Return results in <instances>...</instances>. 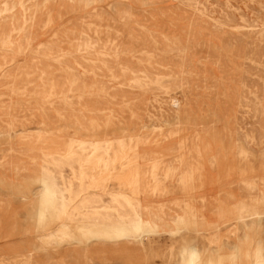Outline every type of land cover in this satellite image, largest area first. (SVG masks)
<instances>
[{
	"label": "rangeland",
	"instance_id": "374dc122",
	"mask_svg": "<svg viewBox=\"0 0 264 264\" xmlns=\"http://www.w3.org/2000/svg\"><path fill=\"white\" fill-rule=\"evenodd\" d=\"M0 264H264V0H0Z\"/></svg>",
	"mask_w": 264,
	"mask_h": 264
},
{
	"label": "crops",
	"instance_id": "0c3cea01",
	"mask_svg": "<svg viewBox=\"0 0 264 264\" xmlns=\"http://www.w3.org/2000/svg\"><path fill=\"white\" fill-rule=\"evenodd\" d=\"M107 187H111L110 189H112L110 191H107L108 193L105 190L104 191H101V190L100 191H92L91 193H85V194L81 193L82 191L71 192L73 194L84 195V196L74 197V200H78V201L80 200L82 202L83 200L87 199L90 202L87 209L85 208L84 209L85 211L83 210L84 216L82 218H84V219L87 218V219L92 220L93 219L92 215L99 213L100 216L96 217L94 220H96V221L97 220H104V219H110V220L116 219L117 220V216L115 215V213H112V212L109 213V212H106L103 210L108 209V207L110 209L114 208V207L117 208V205L115 204V199L117 198V195L119 193H125L128 190L124 189L123 187H120V186L116 187V186L107 185ZM154 194H155V192L151 193V195H148V194L144 195V193H143V194H140V197H139L140 204H141L140 206H142L144 209L147 208V210L151 211L152 213L155 212L157 205L163 204L162 206H166V204H170V201L172 200L169 198H165L162 200H155L152 197ZM109 195H111V196H109ZM181 202H182V200L180 201V204H181ZM37 210H39V207H37ZM80 213L82 214V211ZM139 213H140V210H139ZM162 213H164V215L167 214L168 216H170L171 210H170V208L167 209L166 211H164L162 209ZM109 214H110V216H108ZM142 215H143L142 218L145 220L154 218L149 212L146 213V210H143ZM78 216H79V214H78ZM101 216H103V217H101ZM168 219H170V218L167 217V220ZM87 223H90V222H87ZM66 224H70V223H66ZM100 224L107 225L108 223L100 221Z\"/></svg>",
	"mask_w": 264,
	"mask_h": 264
},
{
	"label": "bare ground",
	"instance_id": "6f19581e",
	"mask_svg": "<svg viewBox=\"0 0 264 264\" xmlns=\"http://www.w3.org/2000/svg\"><path fill=\"white\" fill-rule=\"evenodd\" d=\"M90 83V82H89ZM120 93V92H119ZM174 105L175 106H179V103L176 101H174ZM8 136V135H7ZM115 137V136H114ZM226 137V136H225ZM254 213V212H253ZM243 215V214H242ZM257 217V216H256ZM143 225V224H142ZM150 227V226H149ZM143 228H144V226H143ZM146 229V228H145ZM129 231H130V229H128ZM143 232H145V231H143ZM142 233V232H141ZM248 251V250H247ZM251 253V252H250ZM257 254V253H256ZM211 255V254H210ZM248 254H246V256H247ZM251 257V256H250ZM194 258V257H193ZM246 258V257H245ZM193 260V259H192ZM215 261V260H214ZM197 263V262H196Z\"/></svg>",
	"mask_w": 264,
	"mask_h": 264
}]
</instances>
